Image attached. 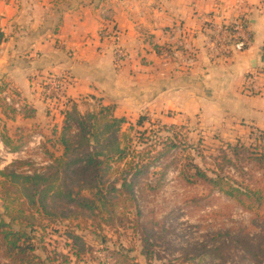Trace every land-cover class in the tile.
Listing matches in <instances>:
<instances>
[{
  "label": "rangeland",
  "instance_id": "obj_1",
  "mask_svg": "<svg viewBox=\"0 0 264 264\" xmlns=\"http://www.w3.org/2000/svg\"><path fill=\"white\" fill-rule=\"evenodd\" d=\"M262 5L264 6V0ZM228 23L230 22L226 24ZM210 30L209 38L212 39L214 32L213 29ZM112 41L114 65L119 67L128 54L118 46L117 38L114 37ZM236 42L227 39V56L231 52L230 45L238 44ZM116 50H122L121 58L115 55ZM184 51L168 47L157 50L150 46V51L142 52L160 55V63L153 65V62H150L151 68L165 69L168 65L163 64L170 63L186 69L185 64L178 63L179 58L186 56ZM222 59L224 60V57ZM262 60L252 74L246 77L247 84L241 94L253 100H260L264 108V48ZM45 103L46 112L41 120L35 115L30 124L20 126L14 131V138L9 141L10 144L20 146L16 154L9 155V147L6 146L7 149L0 143V170L7 166L9 168L10 164L17 161L10 168L18 174L28 171L29 174L33 171L40 174L50 173L54 175L56 186L67 185L68 188L76 190L62 173L63 167L54 162V159L57 161L62 154V146L57 144V140L62 133L63 122L68 117L69 128L65 134L74 140L78 135L74 121L77 117L96 111L100 105L113 106L114 110L115 106L104 105L101 99L93 96L77 99L64 96L62 100L52 99L50 103ZM237 108H241L239 102ZM24 110L29 114L30 107L23 106L20 114L25 115ZM8 112L9 115L12 114L10 110ZM114 115L125 119L121 132L129 133L135 139L131 149L143 148L136 137L139 135L135 132H143L155 126L156 130L163 128L161 135L164 137L168 135L170 126L181 128L178 133L182 134V145L176 151L168 152L169 159L165 157L156 160L157 162L152 161L156 166L154 171L163 169L173 156L181 159L177 164L181 167L185 163V157H190V154L201 168L213 170L222 162L220 158L224 152L229 160L238 163L239 169L231 164H223L221 174L236 181H248L249 185H254L249 181L258 179L261 181L258 184L264 187V166L260 167L261 164L253 159L247 160L248 153L234 158L231 148H226L227 144L231 147L243 145L253 148L256 140L264 137L261 135L264 133L262 123H258L259 126L256 127L243 118L229 119L228 113H221L217 114L218 122L210 124L209 119L213 120V115H208L209 118L204 121L200 113L190 116L176 111L158 113L152 108L132 115ZM140 117H146L147 120L142 127H137L136 122ZM262 117L260 119L263 121ZM161 147L158 146V151H161ZM162 149L164 151V148ZM260 151L261 147L257 153ZM23 162L25 164H22ZM149 179L153 181L154 186L157 185L155 188L135 187L132 199L124 195L121 197L122 201L114 207L105 205L93 212L80 211L71 206L67 208L53 205L46 214L41 209L36 211L25 204V216L19 218L10 228L29 234L27 244L30 249L21 256L23 261L16 264H25L27 260L37 264H121V254L136 264H264V258H253L250 251V245L255 246L258 241H264V201L258 215L249 213L232 199L203 183H186L174 166H169L163 177L156 172ZM85 195L90 197L91 193ZM2 204L0 199V223L9 225V219L1 216ZM10 210L13 215H19L15 206ZM31 224L34 233L30 232ZM7 229L9 227L0 226V264H12V260L7 257L2 234V231ZM70 235L76 236L77 239L73 240ZM19 245L25 247L26 244L20 242ZM116 251L121 253L115 254Z\"/></svg>",
  "mask_w": 264,
  "mask_h": 264
},
{
  "label": "crops",
  "instance_id": "obj_2",
  "mask_svg": "<svg viewBox=\"0 0 264 264\" xmlns=\"http://www.w3.org/2000/svg\"><path fill=\"white\" fill-rule=\"evenodd\" d=\"M238 18L251 33L250 45L241 50L232 43L226 59H213L207 47L211 25ZM0 31V39L6 37V43L0 40V90L8 87L30 107V116L9 115L0 103V137L13 140L35 115L42 119L41 81L60 74L68 79L66 98H99L114 105L116 115L152 108L200 113L204 121L213 115L210 124L221 113L264 124L260 100L241 94L248 74L263 62L262 0H0ZM114 37L128 54L119 67ZM150 46L185 50L178 63L187 68H151L161 58L142 52Z\"/></svg>",
  "mask_w": 264,
  "mask_h": 264
},
{
  "label": "trees",
  "instance_id": "obj_3",
  "mask_svg": "<svg viewBox=\"0 0 264 264\" xmlns=\"http://www.w3.org/2000/svg\"><path fill=\"white\" fill-rule=\"evenodd\" d=\"M246 48L242 46L241 50ZM6 90L18 97L17 93L8 87L1 86L0 92ZM0 103L6 112L8 110L11 113L15 112L1 98ZM23 112L26 116H30L28 111L24 110ZM146 120V117H140L136 122V126L142 127ZM68 121L67 117L63 122L59 140H57V144L62 146V154L57 161L54 159V162L63 167L62 173L70 184L75 186L76 190L68 188L67 185L56 186L53 180L54 175L50 173L40 174L33 171V173L29 174L28 171L18 174L10 168L17 161L9 165L10 169L7 166L5 169L0 170V199L3 201L1 216H6L10 221L9 225L1 222L0 226L9 227L6 231L3 230L2 234L6 244L5 251L7 257L12 260V264L23 261L21 256L26 253V250L30 249V245L27 244L30 239L29 234L20 230L14 231L10 228L19 218L25 216L23 214V206L25 204L36 211L41 209L46 214H48V209H51L53 205L58 207L61 205L67 208L71 206L74 209L86 212L96 211V209L105 207V205L112 208L122 201L121 197L124 195L132 199L135 187L142 189L155 188L157 185L154 186L153 181L149 177L156 172L163 177L169 166H174L178 169L180 177L186 183H203L212 190H216L232 199L245 211L258 215V211L264 201V187L258 184L261 181L257 179L258 181L255 180L253 182L252 179L249 182L254 185H249L248 181H236L232 177L221 174L223 164H231L238 168V163L229 160L224 152L222 153V158H220L222 162L218 163L213 170L201 168L194 162L193 156L190 154V157H185V163L181 167L177 166L181 159L173 156L170 159V163L165 165L163 169L159 168L158 171H154L156 166H154L155 163H152V161H158L165 157L169 159L168 152L171 150L176 151L182 145L180 138L182 134L178 133V129L180 130L181 128L175 129L174 126H170L168 128L169 132H167L168 135L164 137L161 135L163 128L156 130L155 126L143 132H135L139 135V137H136L140 141L139 144L143 145V148L131 149L135 139L129 133L121 132L125 119L117 118L114 115L113 106L100 105L96 111L77 117L74 121L76 122L78 135L74 140H71L65 134L69 128ZM152 125L150 124V126ZM261 135L264 136V133ZM9 140V138L1 136V141L5 147H9V150L13 153L18 152L20 146L10 144ZM54 145L55 142H53L52 146ZM158 146H162L161 151H158ZM259 147L262 148V151L257 153ZM162 148H164V151ZM226 148H231L234 158L248 153L249 157L247 160L253 159L258 164H261L260 167L264 166L262 164L264 163V137L256 140L253 148L244 147L243 145L231 147L229 144L226 145ZM22 164L25 163L23 162ZM242 174L244 176L247 175L246 173ZM88 193H91L90 197L85 195ZM111 202L114 203L111 204ZM14 206L19 215L11 213L10 209ZM29 226H31L30 232L34 233L33 225ZM70 238H73V240L77 239L76 236L72 235H70ZM20 242L26 244L25 247H21L19 245ZM250 249L253 253V258H264V241H258L255 246L250 245ZM117 253L121 252L116 251L115 254ZM121 257L123 259L121 264H136L124 254H121ZM25 264L37 263L27 260ZM39 264H44V262H39Z\"/></svg>",
  "mask_w": 264,
  "mask_h": 264
},
{
  "label": "built area",
  "instance_id": "obj_4",
  "mask_svg": "<svg viewBox=\"0 0 264 264\" xmlns=\"http://www.w3.org/2000/svg\"><path fill=\"white\" fill-rule=\"evenodd\" d=\"M5 3L13 4L15 0H2ZM214 36L212 39L209 38L207 47L210 56L215 58H225L228 53V46L226 45L227 39L237 41L241 46L248 47L250 45L251 33L248 30L246 23L242 20L232 21L226 25H211ZM0 34L2 32L0 31ZM1 43H6V37H1ZM3 40V41H2ZM1 52V51H0ZM115 55L117 58L123 56L122 50H116ZM227 56V55H226ZM68 84V79L64 74L60 75H48L41 81V95L44 101L49 102L50 100L63 99L65 96V89ZM0 98L10 108L16 112H21L23 103L18 97L13 95L9 90L0 92ZM2 143V141H0ZM3 144V143H2ZM5 147V146H4ZM7 148V147H6ZM8 149V148H7ZM9 155L16 154L8 149Z\"/></svg>",
  "mask_w": 264,
  "mask_h": 264
}]
</instances>
